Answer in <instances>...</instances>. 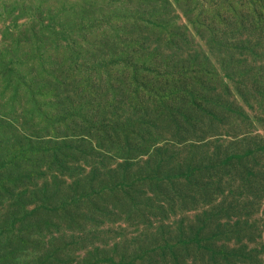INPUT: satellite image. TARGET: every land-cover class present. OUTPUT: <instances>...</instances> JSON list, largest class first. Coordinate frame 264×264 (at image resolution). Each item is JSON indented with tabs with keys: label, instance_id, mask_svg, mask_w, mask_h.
Here are the masks:
<instances>
[{
	"label": "rangeland",
	"instance_id": "1",
	"mask_svg": "<svg viewBox=\"0 0 264 264\" xmlns=\"http://www.w3.org/2000/svg\"><path fill=\"white\" fill-rule=\"evenodd\" d=\"M195 1L0 0V264H264V32Z\"/></svg>",
	"mask_w": 264,
	"mask_h": 264
},
{
	"label": "trees",
	"instance_id": "2",
	"mask_svg": "<svg viewBox=\"0 0 264 264\" xmlns=\"http://www.w3.org/2000/svg\"><path fill=\"white\" fill-rule=\"evenodd\" d=\"M166 1H170V0H166ZM200 2L203 1L205 2L206 0H199ZM254 1V5L251 8V12L252 15L250 16L249 20L246 22V24L244 26H242V22L245 20L244 18V12H243V8L245 6L244 4V0H230L228 7L230 8V11L226 10L223 14L224 16V20L227 21V24L229 25V27H232L235 23V25L238 27L239 32H241V29L246 27L248 23H251L258 31L260 32H264V0H253ZM207 4H213V5H217L218 2L216 0H207L206 1ZM236 3H238L240 5V10L237 13L231 12V9H235ZM194 4L199 5L200 3H197L194 0ZM225 7H227L226 3H225ZM188 14V13H187ZM238 16V19H236V17ZM189 22H191L192 24H194L195 26H197V28H199L203 23L200 19L199 14H197L193 19H191L190 17H187ZM242 38V37H240ZM170 39L176 43L181 42L182 38L180 33L177 30V27L174 29V31L171 33L170 35ZM190 37H188L187 39H184L183 41L189 40ZM214 38H210V40H213ZM241 42V41H240ZM210 44V43H209ZM257 47L254 45H250L248 47H245L244 45H239V52L247 55L249 53H255L257 51ZM203 51L202 50H198L195 53V58H199V56L201 55ZM178 73L185 77L183 85H179L180 87H184L187 89V93L188 95H192L191 98L190 97H186V95L183 96L184 99H189L190 102L192 103V105H196V108H201L206 100V96L205 93H202L206 84V81H202L200 82L199 79H197L198 76H201V72L200 69H196L194 71V73L190 76L191 81L188 80V75L186 73L185 70H179ZM246 72H240L242 78L245 76ZM164 74V73H163ZM139 83H143L145 85H147L146 81L139 79ZM139 85L135 87V91L133 92L134 95L139 99ZM153 93V89H149L148 93L146 94V98L151 102V103H155L154 99L149 98V94ZM138 106V105H137ZM135 106V107H137ZM89 120H83L81 122V128L83 129L82 132H79L80 136V140L82 141H87L90 138V132L87 131V129H85L88 125H89ZM88 128H92L91 126H89ZM75 138V137H74ZM94 138H96L94 136ZM97 142H98V148H99V152L100 153H111L114 151V142L113 140L110 139L109 142L104 143L100 138H96ZM84 148L87 147V145H83ZM123 154L125 156L128 157L127 151L123 152ZM146 153H142L140 155H145ZM48 156V155H47ZM148 178H146L145 181L147 183ZM137 193V192H136ZM133 196V194H129V198H131ZM142 197L141 195H137V198ZM227 209H232V210H236L239 209L240 207L236 206V204H230L228 205V207H226ZM242 208V207H241Z\"/></svg>",
	"mask_w": 264,
	"mask_h": 264
}]
</instances>
